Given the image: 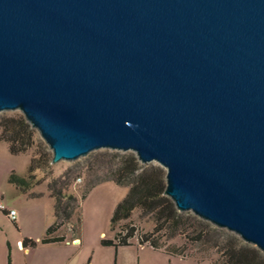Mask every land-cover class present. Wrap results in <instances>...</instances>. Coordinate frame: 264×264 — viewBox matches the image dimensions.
<instances>
[{"label":"water","instance_id":"1","mask_svg":"<svg viewBox=\"0 0 264 264\" xmlns=\"http://www.w3.org/2000/svg\"><path fill=\"white\" fill-rule=\"evenodd\" d=\"M53 151L133 150L264 253V0H0V112Z\"/></svg>","mask_w":264,"mask_h":264},{"label":"rangeland","instance_id":"2","mask_svg":"<svg viewBox=\"0 0 264 264\" xmlns=\"http://www.w3.org/2000/svg\"><path fill=\"white\" fill-rule=\"evenodd\" d=\"M20 114L24 115L19 109L5 110L0 112V118ZM32 128L35 131L34 143L24 153L12 154L8 143L0 140V199L8 208L14 207L18 216L23 219L22 229L12 221L8 213L0 210V264L8 263L9 258L13 260V264H58L57 259L72 258L73 253H76L77 264H88L90 258L94 260V264H210L209 259L196 261L178 255L172 256L149 244H139L138 236L133 238L131 245L121 248L104 245L102 239L112 238L114 235L111 217L115 206L129 190L128 186L117 184L113 177L117 174L123 158L136 153L133 150L100 148L74 160L53 163L52 149L40 132ZM33 157L42 163V166L31 173L29 166ZM142 165L163 167L157 161ZM14 170L32 182L33 187L23 190L19 185L10 182V174ZM53 179L59 180L63 194L69 197L65 198L66 203L70 202L76 206L72 218L75 224L82 213L79 235L81 240H70L64 243L65 245L39 243L36 247L24 249L22 242H17V239L21 237L24 240L31 234V238L38 241L45 234L46 224L55 217L56 200L53 201L54 198L48 194L49 183ZM88 190L90 192L83 200L82 194ZM70 196L76 197L77 201L71 200ZM178 211L182 214V221L186 223L174 237H169V234L164 232L162 242L167 245H186L185 254L211 257L215 264L219 257L218 250L226 238L233 235L240 237L225 227H219L201 218L191 210ZM128 222L136 225L138 234L151 232L156 225L151 216L143 215L137 208L130 219L118 222L115 230H119ZM76 225L79 227V224ZM201 230L205 231L204 242L195 238ZM7 232L12 245L7 242ZM62 232L73 234V227L67 223L63 225Z\"/></svg>","mask_w":264,"mask_h":264},{"label":"trees","instance_id":"3","mask_svg":"<svg viewBox=\"0 0 264 264\" xmlns=\"http://www.w3.org/2000/svg\"><path fill=\"white\" fill-rule=\"evenodd\" d=\"M0 129V140L8 143L12 154L24 153L34 143L35 131L22 114L0 118ZM121 162L122 164L118 167L117 174L113 177V180L119 185L128 186L129 190L126 196L117 203L113 211L111 217V228L114 231L113 237L103 238L102 243L119 248L131 245L133 238L138 236L139 244H149L155 249L162 250L172 256L178 255L198 261L209 259L210 264H214L211 257L185 254L187 250L186 245H167V243L162 242L164 232L168 233L169 237H174L182 230V227L186 223L182 221V214L177 210L174 201L165 194L166 169L158 165L144 166L135 154L124 157ZM41 166L42 163L33 157L29 166V172L32 173ZM58 181L57 179H53L49 183L50 194L56 200L54 202L55 220L47 226L45 236L40 241L25 238L23 240L25 247H35L39 242L65 241L68 233H63L62 228L67 223L73 227V234L70 233L73 240L80 235L82 213L81 215L79 214L77 219L76 224H79L78 227L72 220L76 206H73L70 202L66 203L65 198L69 197L63 194V188ZM10 182L19 185L23 190H29L33 187L32 182H29L25 176L18 174L15 170L10 174ZM89 192L90 190L82 194L83 200L87 198ZM70 199L77 201V198L74 196H70ZM137 208L141 210L143 215L145 214L153 218L156 224L154 230L138 234L139 229L136 225L128 222L116 231L115 225L120 221L130 219L133 211ZM2 210L7 213L5 209ZM195 238L204 242L205 231H199ZM218 254L219 257L215 261V264H264V253L255 245L243 241L236 235L226 238L223 245L220 246Z\"/></svg>","mask_w":264,"mask_h":264},{"label":"crops","instance_id":"4","mask_svg":"<svg viewBox=\"0 0 264 264\" xmlns=\"http://www.w3.org/2000/svg\"><path fill=\"white\" fill-rule=\"evenodd\" d=\"M50 192V191H49ZM48 192V194H49V196L50 197H52L51 196V194ZM52 199H53V197H52ZM53 201H54V199H53ZM55 202V201H54ZM0 203H2V204H4L3 202H2V200L0 199ZM5 205V204H4ZM6 206V205H5ZM7 207V206H6ZM8 208V207H7ZM11 208H14V207H11ZM10 209V208H9ZM15 209V208H14ZM12 219V221L16 224V225H18V226H20L21 228H22V223H23V219L20 217V216H18V212H17V216H16V218L15 219H13V218H11ZM55 220V217H54V219L53 220H51L50 222H48L47 224H46V228H47V226L48 225H50L53 221ZM0 226H1V224H0ZM46 228H45V232H46ZM23 229V228H22ZM7 236H5V237H7V242L10 244V245H12L11 244V240H10V236H9V234H8V232H7V234H6ZM31 236H33V235H31V234H29V236L27 235V237L28 238H31ZM45 236V234L38 240V241H40L43 237ZM67 238H66V240L65 241H63V242H50V243H43V244H61V245H65L64 243H66V242H68V241H70V240H72V241H75V242H78L79 240H81V237L80 236H78V238H76V239H74L73 240V237L70 235V233H68V235L66 236ZM31 239H33V238H31ZM17 242H22V244H23V239L20 237V238H18L17 239ZM39 243H42V242H39ZM144 245V244H143ZM23 247H24V249H28V248H30L31 246H28V247H25L24 245H23ZM36 247V246H35ZM121 247H123V246H121ZM121 247H119V248H121ZM85 250H86V247L84 248ZM162 251V250H161ZM191 259H193V258H191ZM9 260H10V264H13V260L11 259V258H9ZM193 260H195V259H193ZM197 261V260H196ZM94 262V260H92L91 258L88 260V264H94L93 263ZM57 263L58 264H77L76 263V253L74 254L73 253V257L72 258H62L61 260L60 259H57ZM4 264H9V262L7 263V262H5ZM82 264H84V263H82Z\"/></svg>","mask_w":264,"mask_h":264},{"label":"built area","instance_id":"5","mask_svg":"<svg viewBox=\"0 0 264 264\" xmlns=\"http://www.w3.org/2000/svg\"><path fill=\"white\" fill-rule=\"evenodd\" d=\"M0 208L1 209H5L6 211H7V213H8V215L11 217V218H13V219H15L16 218V216H17V210L16 209H14V208H7L4 204H2V203H0Z\"/></svg>","mask_w":264,"mask_h":264}]
</instances>
